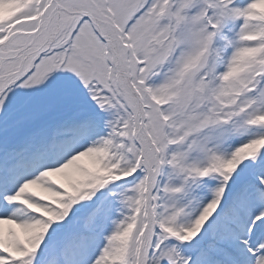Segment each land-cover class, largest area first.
<instances>
[{"label": "snow or ice", "instance_id": "snow-or-ice-1", "mask_svg": "<svg viewBox=\"0 0 264 264\" xmlns=\"http://www.w3.org/2000/svg\"><path fill=\"white\" fill-rule=\"evenodd\" d=\"M0 264H264V0H0Z\"/></svg>", "mask_w": 264, "mask_h": 264}]
</instances>
